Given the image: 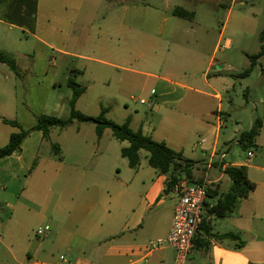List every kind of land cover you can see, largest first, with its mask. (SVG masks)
Instances as JSON below:
<instances>
[{"label":"crops","instance_id":"1","mask_svg":"<svg viewBox=\"0 0 264 264\" xmlns=\"http://www.w3.org/2000/svg\"><path fill=\"white\" fill-rule=\"evenodd\" d=\"M232 1L234 0H230V5L220 1L217 6L230 8ZM25 4L20 0L0 3V51L3 53L8 54L3 45L8 40V31L13 28H25L19 23L18 17L10 16L15 8L19 10ZM93 5L92 3L88 8ZM98 5L96 3L93 8L97 9ZM85 6L86 4H83V7ZM38 10L39 3L35 0L34 14L37 15ZM153 11L158 13L157 10ZM120 14L121 16L112 21V27L109 29L115 34L114 38L128 30L129 33L147 39L143 52L129 51L127 55V59H133L135 67L119 64L121 52L108 50L103 45L101 49H105V56L112 58V61L91 57H85V61L110 67L116 73L124 71L126 78L131 79L140 86L141 92L146 93L147 101L141 100L151 102V106L142 105H147L146 110L152 111L154 118L170 126L180 121L184 128L183 135L172 132L154 138L150 133L159 129L158 126L146 123L136 110L129 111L127 103H124L126 113L118 123L121 124L128 118L132 130L140 129L152 139L165 142L176 152H181L185 159L195 163L193 179L202 178L201 182L205 184L206 191L208 190L202 208V223L206 227V233L200 229L197 233L207 242V247L193 248L190 257L195 253L199 254L204 264H260L258 259L250 257V251L245 244L239 247L240 239L218 240L216 236L231 233L238 237L247 234L264 238V126L254 141L255 148L252 150L258 148L257 152L254 154L252 150L248 151L244 162H228L226 159L230 145L219 143L220 131L228 116L224 112L221 94H210L192 87L181 79V74H186L182 67L176 65L169 68L163 60L164 54L159 41L168 16L165 15L158 21L152 19L157 27L155 30L138 32L132 27L136 22V6H125ZM193 18L194 12L189 21L192 22ZM89 20L90 18H84L80 22L87 24ZM222 26L221 34L226 28V21ZM37 29L38 21L34 18L32 27H27L26 30H31V35L36 36ZM47 31L55 32L56 28ZM181 33L182 37L185 36L184 33L193 36L196 30L191 26ZM98 34L103 36L104 30L98 28ZM108 38L112 36L109 35ZM38 40L51 50V43L40 38ZM230 46L231 41L227 40L225 48ZM60 52L70 57H79L75 53ZM26 56L30 55L21 51H15V55H12L21 74L19 77L6 64L0 62V148L5 146L10 135L17 131L16 128L4 124L2 119L15 121L21 128L28 129L40 115L61 118L63 105L55 103L52 106L43 103L41 111L38 107L35 108L32 99L25 98V74L30 71L26 67L20 68L24 63L20 57ZM35 56L34 53L32 57ZM33 60L32 58L28 61L32 63ZM28 61L27 64L30 65ZM215 63L216 60L210 58L206 71L201 73L204 84L209 88L211 86L207 70ZM229 69L235 72L237 70L232 66ZM73 72L82 76L85 74V70L81 72L73 69ZM96 80V76L91 77L89 85L83 87L81 96L94 87ZM56 84L54 83L55 86ZM246 94L247 90L244 96ZM260 102L264 105L263 98ZM105 109L107 113L108 108ZM107 133L106 129L98 139L94 128H82L81 124L74 122L63 130L52 128L48 138H44L40 131H31L22 141L20 150L0 159V206L8 209V221L14 219V222L19 224L34 215L37 218L42 217L41 220L38 218L41 221L39 224L47 227L43 235H36L43 239L31 245V251L26 253L29 260L26 264H163L173 260V255L167 252L169 249L147 252L146 246L150 241L168 235L178 198L176 188L171 191L176 195V199L174 198V202L166 208L163 194L166 176L156 172L155 179L143 180L141 177H146L147 170L144 169L141 158L138 167L132 169L137 171L138 176L129 184L132 183L133 189L139 186L143 191L137 195L133 189L125 187L126 182L119 181L114 174V171L120 174V169L113 165L111 158H106L108 151L104 146V137L110 135ZM52 144L58 145L59 155L52 152ZM126 146L128 144L119 147L118 152ZM47 151L50 154L44 155ZM142 151L139 152V157ZM144 160L147 163V155H144ZM230 165L245 166L247 177L255 184V188L246 199L238 202L230 215L217 218L210 210L230 188V180L222 172ZM151 171L148 172L149 175H152ZM44 209L49 211L44 213ZM217 225L226 231L215 233ZM37 255L41 256V261H32Z\"/></svg>","mask_w":264,"mask_h":264},{"label":"rangeland","instance_id":"2","mask_svg":"<svg viewBox=\"0 0 264 264\" xmlns=\"http://www.w3.org/2000/svg\"><path fill=\"white\" fill-rule=\"evenodd\" d=\"M6 1L0 0V3ZM220 1L230 5V0H191V2L186 0H38V13L31 16L38 21L36 36L31 35V30L29 32L26 30L27 26L23 29L13 28L8 31V40L3 45L10 57L15 55V51L30 55L20 57L24 62L20 68L26 67L30 71L25 74V98L32 99L35 108L38 107L43 111V103L52 106L56 103L63 105L61 118L69 117L72 90L67 87L68 77H73L81 87H86L91 77L96 76L94 87L77 100L75 105L77 111L85 115L97 116L102 108H108L105 116L119 123L122 115L126 113L124 103H127L129 111L136 110L146 123L158 126L159 129L150 133L152 137L160 138L172 132L183 135L184 128L180 125V121L172 126L159 122L151 115L152 111L146 110L148 104H140L139 101L146 100L147 95L141 92L140 86L126 78L127 74L124 71L116 73L110 67L85 61V57L112 61V58L105 56V49L104 51L101 49L103 45L108 50L121 52L119 64L134 68L133 59H127V55L129 51L143 52L147 39L129 33L128 30H124L122 35L114 38L115 34L109 31L112 21L121 16L120 13L125 6L131 8L135 5L136 22L132 27L138 32H150L157 28L152 19L158 21L166 15L169 19L163 25L159 41L166 66L182 67L186 74H181V79L192 87L210 94L215 92L221 94L224 112L228 116L220 131L219 143L230 145L226 159L228 162H244L249 152L241 150L236 144V139L242 131L249 129L254 119L264 114V105L260 102L261 98L264 99V49L250 75L245 78L238 75L250 65L247 56L259 54L261 44L264 46V0H234L230 8L218 7ZM92 3L94 5L88 8ZM96 3L99 4L97 9L93 8ZM83 4L86 6L83 7ZM176 7L194 12L193 21L173 16L171 12ZM152 9L157 10L158 13ZM84 18H90L89 24L80 22ZM225 21L226 28L221 34ZM191 26L196 33L193 36L184 33L185 36L182 37L181 31ZM52 28H56V31H47ZM98 28L104 30L103 36H99ZM109 35L112 38H108ZM39 38L51 43V50L44 47ZM227 40L231 41L229 48H225ZM38 51L41 53L38 54ZM60 51L75 53L79 57H70ZM34 53L36 56L32 57ZM32 58L34 60L30 63L28 60ZM210 58H214L216 63L207 70L211 86L209 88L204 84L201 73L206 71ZM231 66L237 69L236 72L229 69ZM73 69L81 72L85 70L84 76L75 74ZM54 83H57L56 86ZM245 90H247L246 96H244ZM74 124H81L82 128H94L92 123L75 121ZM107 132L110 135L104 137V146L108 151L106 158H111L113 165L120 169V174L114 171L115 177L119 181H125V187L133 189L132 183H129L138 176L137 171L129 169L127 160L118 152L119 147L128 143L114 139L109 129ZM52 146L53 144L51 148ZM257 150H252V153L255 154ZM49 154V151L44 152V155ZM144 155H147V152L142 151L140 158L147 175L141 178L147 181L153 180L157 171L147 165ZM150 170L152 175L148 173ZM184 180L186 179L182 177L180 182ZM133 190L137 195L143 191L139 186ZM27 191L31 192L29 189ZM163 194L164 205L169 208L176 195L171 191ZM48 208L50 209L49 206ZM49 209L46 211L44 209V213ZM8 213V209L0 206V264H26L29 261L26 253L31 251V245L43 239V237L38 238L35 233L38 227L44 228L43 224H39L41 221L38 219L41 220L42 217L37 218L32 215L33 218L16 224L14 219L8 221V217L10 218L7 216ZM224 231L226 230L222 226H215V233ZM239 237L242 245L245 244L250 251V257L264 264V238L247 234H241ZM167 252L174 257L172 250ZM40 257L37 255L32 261L35 259L41 261ZM188 258L186 264H204L199 254L195 253L193 257Z\"/></svg>","mask_w":264,"mask_h":264},{"label":"trees","instance_id":"3","mask_svg":"<svg viewBox=\"0 0 264 264\" xmlns=\"http://www.w3.org/2000/svg\"><path fill=\"white\" fill-rule=\"evenodd\" d=\"M20 1L27 3L19 10L15 8L10 16L18 17L19 23L30 29L34 23V18H31V16H33L35 11V0L33 2H29L27 0ZM171 14L185 20L192 19V12H188L181 7L174 8ZM262 52L263 45L261 44L259 54L247 56L250 60V65L244 70V72L239 74L238 77L245 78L250 75ZM0 62L6 64L17 77L21 76L18 72L15 61L8 54L0 51ZM67 87L72 90V96L69 100L70 114L69 117L65 119L48 115H40L36 118L35 123L28 129L21 128L15 121L2 119L4 124L16 128L17 131L12 133L9 137L8 143L0 148V159L20 150L22 141L31 131H40L42 132L44 138H48L52 128L63 130L72 125L73 122L77 121L80 123L94 124V131L98 139L101 138L106 129H109L114 139L121 142H127L128 146L121 148L120 155L122 158L127 160L128 167L131 169H136L139 165V152L141 150L147 152L148 165L159 174L166 176L163 193L173 191L179 185L182 177L192 184L202 183V178L196 180L193 179L192 173L195 164L193 161L185 159L181 152H176L166 145L165 142L156 141L152 139V137L143 134L140 129L136 131L132 130L130 128V120L128 118L123 123L118 124L105 116V108H102L97 116H89L77 111L75 105L78 98L83 93L84 88L81 87L71 76L67 80ZM263 126L264 114L262 117L256 118L247 131H242L238 135L236 143L239 148L243 151H250L255 148V138ZM52 148L54 153L59 155L58 145L53 144ZM222 172L229 178L230 188L227 192L221 195L215 206H213L210 210V212L217 218H225L230 215L234 211L238 202L242 199H246L249 193L255 188V184L247 177V170L245 166H226ZM207 194L208 190L206 191V195ZM199 229L206 233V227L202 222ZM216 239L238 240L239 237L235 234L226 233L216 236ZM238 245L241 247L242 242H239ZM206 247L207 242L203 240L201 234H197L193 239V248L205 249Z\"/></svg>","mask_w":264,"mask_h":264},{"label":"built area","instance_id":"4","mask_svg":"<svg viewBox=\"0 0 264 264\" xmlns=\"http://www.w3.org/2000/svg\"><path fill=\"white\" fill-rule=\"evenodd\" d=\"M141 104L151 102L140 100ZM178 198L174 205L169 233L166 237L150 241L147 252L169 249L174 252V258L169 263L186 264L193 250V239L198 233L202 222V208L206 199L204 183L190 184L186 180L176 187ZM47 227L36 229V235L41 236Z\"/></svg>","mask_w":264,"mask_h":264}]
</instances>
